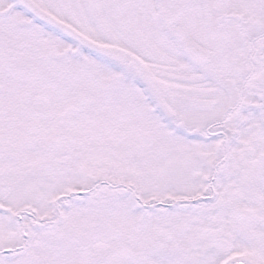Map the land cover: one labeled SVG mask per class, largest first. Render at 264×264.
Returning a JSON list of instances; mask_svg holds the SVG:
<instances>
[{
	"label": "snow or ice",
	"instance_id": "obj_1",
	"mask_svg": "<svg viewBox=\"0 0 264 264\" xmlns=\"http://www.w3.org/2000/svg\"><path fill=\"white\" fill-rule=\"evenodd\" d=\"M0 264H264V0H0Z\"/></svg>",
	"mask_w": 264,
	"mask_h": 264
}]
</instances>
